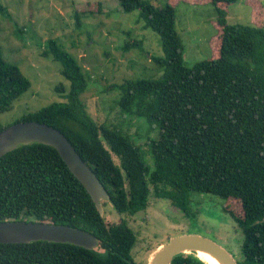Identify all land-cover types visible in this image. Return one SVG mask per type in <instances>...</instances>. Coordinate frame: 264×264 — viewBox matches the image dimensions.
Masks as SVG:
<instances>
[{"label":"trees","instance_id":"trees-1","mask_svg":"<svg viewBox=\"0 0 264 264\" xmlns=\"http://www.w3.org/2000/svg\"><path fill=\"white\" fill-rule=\"evenodd\" d=\"M210 0L220 32L213 58L185 65L175 27L176 0L160 7L148 0H119L123 11L139 10L144 27L159 36L162 56H151L158 78L126 79L117 88L119 120L97 123L80 94L87 85L76 59L54 39L43 55L60 65L68 82L56 89L65 102L23 113L18 121H37L58 129L70 141L108 192L110 205L133 216L152 194L187 213L190 193L204 191L235 199L242 215H230L241 229L239 264H264V25L231 24L226 5ZM125 44L127 50L131 45ZM135 45V46H136ZM30 87L19 69L0 56V113ZM137 117L147 125L145 147L123 125ZM148 148V150H147ZM149 151L153 168L144 161ZM112 154L117 157L115 162ZM63 224L94 234L86 249L46 240L0 243V264H140L132 256L134 230L125 221L107 223L90 195L51 146L20 145L0 157V221ZM171 264H207L193 253Z\"/></svg>","mask_w":264,"mask_h":264},{"label":"rangeland","instance_id":"rangeland-1","mask_svg":"<svg viewBox=\"0 0 264 264\" xmlns=\"http://www.w3.org/2000/svg\"><path fill=\"white\" fill-rule=\"evenodd\" d=\"M148 1L160 7L167 0ZM225 8L231 24L264 25V0H238ZM143 24L139 10L123 11L119 0H0V56L30 81L28 90L0 113V122L9 124L25 112L65 102L69 82L61 75L59 63L42 54L48 39H54L76 59L85 75L87 85L79 97L86 111L97 123H116L121 94L117 86L126 79L158 78L162 73L151 59L162 56L159 36ZM175 27L186 66L211 59L219 50L220 27L210 0H176ZM135 42L138 45L122 49ZM60 84L66 92L56 89ZM124 119L123 129L136 143L143 145L148 136L157 137V129L147 134L142 119ZM147 150L143 149L144 161L153 168ZM102 204L107 223L126 220L134 230L136 243L131 253L140 264H147L153 251L169 238L186 233L208 237L236 260L241 257L243 235L229 213L242 215L235 199L226 203L217 195L191 190L185 214L169 200L151 194L146 208L133 216L119 213L107 200Z\"/></svg>","mask_w":264,"mask_h":264},{"label":"water","instance_id":"water-1","mask_svg":"<svg viewBox=\"0 0 264 264\" xmlns=\"http://www.w3.org/2000/svg\"><path fill=\"white\" fill-rule=\"evenodd\" d=\"M41 143L53 147L68 169L84 186L100 215H104L102 201L109 195L93 170L83 161L66 136L58 129L37 121H18L0 130V157L20 145ZM46 240L71 243L86 249H94L98 240L86 230L48 222L4 220L0 221V243H28ZM202 252L218 264H239L234 256L214 240L197 233L173 236L156 248L147 264H171L174 256Z\"/></svg>","mask_w":264,"mask_h":264},{"label":"bare ground","instance_id":"bare-ground-1","mask_svg":"<svg viewBox=\"0 0 264 264\" xmlns=\"http://www.w3.org/2000/svg\"><path fill=\"white\" fill-rule=\"evenodd\" d=\"M197 254L203 259H205L206 261H208L210 264H218L214 259L210 258L208 255L202 252H198Z\"/></svg>","mask_w":264,"mask_h":264}]
</instances>
